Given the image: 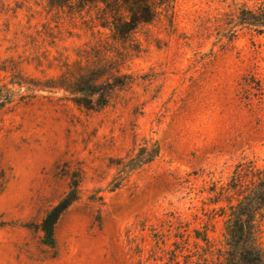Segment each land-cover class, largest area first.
<instances>
[{"label":"rangeland","instance_id":"1","mask_svg":"<svg viewBox=\"0 0 264 264\" xmlns=\"http://www.w3.org/2000/svg\"><path fill=\"white\" fill-rule=\"evenodd\" d=\"M164 3L122 43L94 10L0 0V264H221L236 167H264V33L238 24L264 0ZM90 72L123 84L98 112L72 102ZM152 145L111 191L113 161ZM73 178L80 198L43 245ZM256 234L264 250V218Z\"/></svg>","mask_w":264,"mask_h":264},{"label":"trees","instance_id":"2","mask_svg":"<svg viewBox=\"0 0 264 264\" xmlns=\"http://www.w3.org/2000/svg\"><path fill=\"white\" fill-rule=\"evenodd\" d=\"M39 1L45 3L48 9L71 17L96 11L101 18L99 27L108 30L113 40L122 43L128 41L139 27L151 24L165 6L164 0ZM238 20L240 26L256 28L264 33V6L257 12L242 11ZM103 76L98 72H90L77 79L72 89L75 96L72 102L78 108L101 111L108 105L112 91L123 86L119 83L120 79H114L113 83H100ZM158 153L156 145L142 146L133 157L114 160L112 164L115 165L119 178L111 183V191L117 190L120 182L133 172L152 163ZM234 174L229 190L235 193L237 200L234 205L228 204V213L223 215L226 217V250L222 253L221 264H264V250L257 243L256 234L257 222L264 218V167L256 168L252 163L239 164ZM247 178L249 187L243 184ZM78 183L73 178L68 192L43 217L40 224L43 245L54 246V230L58 221L80 198ZM97 202L102 206V198L99 197ZM96 220L100 222L99 214ZM195 237L208 245L205 236L199 237L197 234Z\"/></svg>","mask_w":264,"mask_h":264}]
</instances>
